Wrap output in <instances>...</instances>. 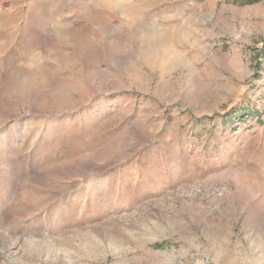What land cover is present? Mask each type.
I'll list each match as a JSON object with an SVG mask.
<instances>
[{
    "label": "rangeland",
    "instance_id": "obj_1",
    "mask_svg": "<svg viewBox=\"0 0 264 264\" xmlns=\"http://www.w3.org/2000/svg\"><path fill=\"white\" fill-rule=\"evenodd\" d=\"M0 264H264V0H0Z\"/></svg>",
    "mask_w": 264,
    "mask_h": 264
}]
</instances>
